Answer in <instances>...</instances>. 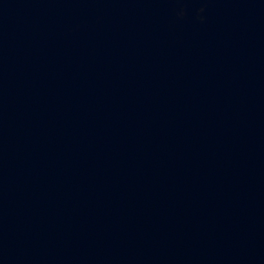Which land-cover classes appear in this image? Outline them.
<instances>
[{
  "label": "water",
  "instance_id": "95a60500",
  "mask_svg": "<svg viewBox=\"0 0 264 264\" xmlns=\"http://www.w3.org/2000/svg\"><path fill=\"white\" fill-rule=\"evenodd\" d=\"M0 264H264V0H0Z\"/></svg>",
  "mask_w": 264,
  "mask_h": 264
}]
</instances>
